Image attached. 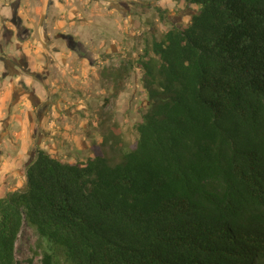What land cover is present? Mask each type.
Returning a JSON list of instances; mask_svg holds the SVG:
<instances>
[{"label":"trees","instance_id":"16d2710c","mask_svg":"<svg viewBox=\"0 0 264 264\" xmlns=\"http://www.w3.org/2000/svg\"><path fill=\"white\" fill-rule=\"evenodd\" d=\"M185 1L190 23L137 60L136 145L117 162L37 148L0 198V264L25 225L38 264H264V0Z\"/></svg>","mask_w":264,"mask_h":264},{"label":"rangeland","instance_id":"374dc122","mask_svg":"<svg viewBox=\"0 0 264 264\" xmlns=\"http://www.w3.org/2000/svg\"><path fill=\"white\" fill-rule=\"evenodd\" d=\"M64 9L34 27L13 16L8 39L0 40L6 53L0 66L18 64L19 79L29 81L16 88V95L28 93L21 104L9 111L13 98L0 101V198L25 186L37 148L67 162L97 153L117 162L132 149L136 125L149 106L137 60L152 54L153 42L167 30L190 23L199 6L185 0H73ZM37 49L43 54L34 59L29 53ZM35 64L41 72L29 66ZM120 81L123 88L115 95ZM38 241L25 225L17 242L19 264L32 257L39 263Z\"/></svg>","mask_w":264,"mask_h":264},{"label":"crops","instance_id":"0c3cea01","mask_svg":"<svg viewBox=\"0 0 264 264\" xmlns=\"http://www.w3.org/2000/svg\"><path fill=\"white\" fill-rule=\"evenodd\" d=\"M40 3L38 5L34 4L31 0H0V40L6 41L8 39V30L10 26H7L10 24V21L12 20V17L20 16V18L24 19L25 22H28L29 27H34L36 24L35 22H49L51 13L56 9H62L70 7L72 5L73 0H39ZM74 13V12H73ZM38 19V20H37ZM48 20V21H47ZM63 23L64 21H59ZM28 52V51H27ZM35 52V53H34ZM21 53V52H20ZM29 53V52H28ZM37 53H42L41 49H37L32 51V53H29L33 56L35 59V56ZM0 54L2 56H6L5 51H1ZM5 62V60H4ZM32 67V70L41 72V68H43L40 65L35 64L29 65ZM28 66V67H29ZM0 77L6 75V78L0 79V81L3 83V89L0 91V101L4 100L10 101V96L13 98L12 103L9 105V111L10 108L15 104V106L22 103V98H24L26 95L28 96V93L20 92L18 95H16V88L18 86L21 87L23 82H26L27 84L29 81H26V79H19L20 75L18 73L21 68L18 66V64L10 65L7 67L6 65L0 66ZM9 68V71H8ZM40 68V69H39ZM39 77H37L36 82H40ZM32 82V81H31ZM34 82V81H33ZM34 86V85H33ZM35 107H38V104H35ZM14 106V107H15ZM1 112V108H0ZM28 109V113H29ZM10 120V119H9ZM23 122V121H22Z\"/></svg>","mask_w":264,"mask_h":264},{"label":"flooded vegetation","instance_id":"af4514ba","mask_svg":"<svg viewBox=\"0 0 264 264\" xmlns=\"http://www.w3.org/2000/svg\"><path fill=\"white\" fill-rule=\"evenodd\" d=\"M18 19V18H17Z\"/></svg>","mask_w":264,"mask_h":264}]
</instances>
